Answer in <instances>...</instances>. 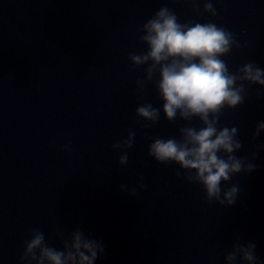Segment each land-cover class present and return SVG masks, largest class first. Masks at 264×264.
<instances>
[{
  "label": "water",
  "instance_id": "95a60500",
  "mask_svg": "<svg viewBox=\"0 0 264 264\" xmlns=\"http://www.w3.org/2000/svg\"><path fill=\"white\" fill-rule=\"evenodd\" d=\"M212 3L216 16L203 12V0L201 14L187 0H0V264H23L30 229L59 249L55 229L67 234L77 225L106 245L94 264H225L238 235L264 261V149L253 172L229 182L240 189L235 204H209L198 184L175 174L178 165L147 154L145 132L179 138L189 122H169L161 111L151 128L134 123L139 104L162 105L151 83L137 99L145 66L128 60L146 47L138 26L162 5L181 23L210 21L247 41L222 57L230 71L249 60L264 69V0ZM259 88L251 85L245 102L220 118L238 127L237 156L250 158L264 144V131L252 137L264 121ZM129 130L134 145L121 166L111 145ZM140 182L147 188L136 196L119 187Z\"/></svg>",
  "mask_w": 264,
  "mask_h": 264
},
{
  "label": "clouds",
  "instance_id": "9594fccd",
  "mask_svg": "<svg viewBox=\"0 0 264 264\" xmlns=\"http://www.w3.org/2000/svg\"><path fill=\"white\" fill-rule=\"evenodd\" d=\"M193 11L201 14L199 0H187ZM203 12L217 15L212 0H203ZM138 39L146 46L140 52H130L128 60L133 69L143 68V77L135 80V94L143 98L147 83H151L162 100L160 108L150 102H143L135 108L137 119L134 123L148 129L160 120L161 111L169 122L177 120L189 123L178 128L177 137H149L147 154L160 164L178 165L177 176L189 183L198 184L204 192L205 200L220 206L235 204L240 189L229 183L239 173H251L258 166L253 163L264 144H257L249 156H237L243 147L237 126L220 123L225 109H234L248 97V88L259 85L257 97L264 91V69L249 60L230 71L222 57L228 56L233 48L242 45L234 32L213 22H179L176 13L162 5L142 25ZM199 121V127L191 121ZM143 121V123H141ZM264 131V121H258L252 132L255 139ZM135 132L129 130L126 137L114 141L111 148L119 150L118 165L128 163V149L134 145ZM70 151V145L64 146ZM182 170V171H181ZM143 177L141 176V181ZM121 191L136 196L138 189H146L140 182L136 187L121 184ZM56 237L62 247L50 246L45 234L32 228L30 239L22 241L23 252L19 260L23 264H94L105 253L103 241L93 238L77 225L69 233L56 228ZM254 242L242 243L238 235L224 256L225 264H264L256 254Z\"/></svg>",
  "mask_w": 264,
  "mask_h": 264
}]
</instances>
